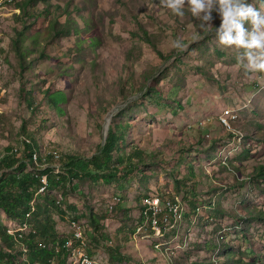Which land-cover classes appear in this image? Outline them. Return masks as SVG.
Returning <instances> with one entry per match:
<instances>
[{"label":"rangeland","instance_id":"rangeland-1","mask_svg":"<svg viewBox=\"0 0 264 264\" xmlns=\"http://www.w3.org/2000/svg\"><path fill=\"white\" fill-rule=\"evenodd\" d=\"M22 1L0 0V160L7 149L28 160L29 141L47 159L37 167L67 177L65 189L52 193L64 212L52 215L59 237L70 241V226L77 232L80 225L90 264H121L117 252L126 264H210L220 254L221 264H264V219H256L264 215V73L245 71L238 60L243 50L220 45L214 34L193 41L200 21L187 6L179 17L161 0H51L50 16L37 5L35 19L19 18ZM56 91L65 93L53 95L62 112L47 98ZM112 123L122 129L108 168L117 172L109 178L105 170L106 183L85 169L99 157ZM54 151L61 156L51 161ZM72 158L84 162L77 176L67 165ZM167 192L192 205L213 199L218 217L194 226L191 238L181 230L183 219L175 224L178 234L131 242L140 199ZM13 225L0 209V226ZM219 226L232 231L223 250L211 252L205 244ZM154 242L171 247L165 255L172 258L156 246L154 253ZM82 244H67L70 256L51 264H77Z\"/></svg>","mask_w":264,"mask_h":264},{"label":"trees","instance_id":"trees-1","mask_svg":"<svg viewBox=\"0 0 264 264\" xmlns=\"http://www.w3.org/2000/svg\"><path fill=\"white\" fill-rule=\"evenodd\" d=\"M48 4H51V0H23L21 3H18L16 5L15 9H18L22 13V15L19 18L23 16H33L35 19L36 17H39L41 15V13L36 14L37 11L35 8L37 5H42L44 7L42 11L45 12V15L47 17L50 16L49 8L46 6ZM52 23L54 25V28H58L60 25L57 19H54ZM71 31L72 30L68 29L64 32L70 34ZM15 50L19 55L20 49L18 43H16ZM55 93H64V91H56L53 93L48 92L47 98L53 107L57 108L60 112H62L63 109L58 108L59 103L55 98H53V95ZM31 101H32V97L31 95H29V102ZM117 129L119 130L122 129L120 123L118 124L112 123L109 125L107 129V136L105 142L100 148V153L98 155L99 157L92 159L94 161L92 162L90 161L91 163L88 162V164L92 168L89 167L88 165L86 167L87 169H85V172H89V174L93 173L92 176L96 180H99V178H101L106 183L110 182V180L107 179L108 178L107 175L104 174L105 170L111 171L110 174L108 175L109 178L115 177V172H117L116 167L112 169H108V168L109 165L112 163L113 153L117 149V142L120 139V135L117 134ZM230 134L232 137L233 136L232 131H230ZM236 140L237 139H235L234 141ZM244 140H245L244 141L245 144L246 139ZM24 143H26L25 157L28 160L19 159L16 155V151L15 150L9 151V149H7L8 153L6 154V156L0 160V209H2L5 212L8 218L11 221H13L14 224L13 227H7V228L4 226H0V264H51L54 260L62 261L63 263L67 258V256L68 257L70 256V251L67 250L66 248V244H67L66 239L60 238L59 235L57 234L55 230V222L52 219V215L54 214L53 212H55L61 216L63 215L64 212L59 207L60 202L56 200V198L54 197V195H52V193L60 189H65L68 180L64 174L59 175V173L54 172V169L51 167H47V168L37 167L34 161L35 155L39 156L38 162H43L46 161L47 159L42 157L41 151L40 149L37 148L35 143L29 141H25ZM56 153L58 157L55 155V153H53V156L52 155L49 156V159L51 161L52 159L60 158L61 155H59L58 152ZM228 153L231 154V151ZM75 160H79V159L72 158L69 161V163H67V165L70 168L71 173H74L75 176H77L75 170L79 171L82 165H84V162L81 165H79L74 163ZM221 165H223L224 168L228 169V166H226V164H221ZM229 168L233 169V171L234 170L237 171L238 173L240 172L239 168L236 165H232L231 163L229 164ZM45 176L48 178V182L47 185L45 186L46 188L44 193H40V189L43 187L41 180ZM259 179L264 180L263 168L260 169ZM239 181L240 182L239 183L237 182V184L243 185L245 181L251 182L252 179L247 178L244 179L243 181L241 180ZM160 195L166 196V198H171V199L172 196L174 198H178L176 197L175 192L173 193L167 192L166 194H160ZM149 196L150 195L148 194L147 197ZM182 198L183 201L180 198L179 199L186 207V213H187L186 215L187 223L184 226L183 230L190 229L189 227L192 225V223H194L198 209L204 208L198 213V225L200 224V222H206V224H210L211 222L214 221L215 217H218L219 208L217 201H213L212 199L208 204L203 203V205L200 206L198 205L199 203H197V205L195 204L192 205L191 203L188 202V200L185 197ZM39 199H42L41 203L39 202ZM173 200L175 201L176 199ZM141 201L142 199H140L139 208H138L140 211L142 209V203H143V202L141 203ZM111 204L115 205L117 204V202ZM111 204L110 206H112ZM116 206L117 205H115L114 207ZM187 207L189 210L187 209ZM205 209H209L211 212H207ZM259 215L260 216L256 218L257 220L264 219L263 214H259ZM144 216L146 220L147 215L144 214ZM140 218H141V213L139 215V219H138L139 221ZM240 218L243 219L247 217L240 216ZM104 219H106V217H104ZM169 219H170V213L166 214V221L168 223L166 224L165 232H170L172 229L170 228L169 225ZM69 222L70 223L76 222L77 224L78 223L80 224V222H77L76 219H72ZM89 222L96 229L97 219L93 215V213H90L89 215ZM243 223L244 222H240L239 226L234 227L233 229L237 230L236 232L240 233L244 225ZM214 224H212V226H214ZM79 227L81 226L79 225ZM83 227L85 230V223ZM136 227L137 225L133 227L132 235L130 236L131 242H133L132 237L134 238ZM9 230L13 231L15 234L14 233L9 234L8 233ZM191 230L190 233L192 234ZM223 230H226L227 232L224 235L220 236ZM231 231L232 229L228 227L221 228V226H219L217 229H212L211 239H209L208 242H206L205 246L208 247L211 250V252L223 250V245H225L226 240L228 239L227 236ZM77 232H80V230L77 229ZM70 235L72 237V230L70 232ZM181 238L184 239V236H182ZM204 241H206V239H204ZM81 242L84 243V251L88 253L87 245L83 240L79 241L78 244L81 245ZM150 249H152L154 253L156 252L152 246H150ZM220 255L216 259H213V256L211 255L210 264H221L220 262L223 259V257L220 258ZM116 256H118L119 259L122 260L123 263L121 264H126L125 263L126 258L125 259L124 257L122 258L120 254L118 255V252ZM174 257L176 256L174 255Z\"/></svg>","mask_w":264,"mask_h":264},{"label":"clouds","instance_id":"clouds-1","mask_svg":"<svg viewBox=\"0 0 264 264\" xmlns=\"http://www.w3.org/2000/svg\"><path fill=\"white\" fill-rule=\"evenodd\" d=\"M164 7L176 16L183 17L187 6L191 15L200 21L193 41L214 34L224 47L241 49L240 65L249 73H264V0H161ZM257 5H259L257 7ZM213 13L220 19L214 26ZM173 47L183 50L186 46L174 41Z\"/></svg>","mask_w":264,"mask_h":264},{"label":"bare ground","instance_id":"bare-ground-1","mask_svg":"<svg viewBox=\"0 0 264 264\" xmlns=\"http://www.w3.org/2000/svg\"><path fill=\"white\" fill-rule=\"evenodd\" d=\"M52 153H55V155L57 154L56 152H52ZM57 157H58V155H56ZM56 157V158H57ZM34 161H35V164H38V161H39V156L38 155H35V157H34ZM46 167V166H45ZM42 180H47V177L45 176V177H43V179ZM45 186H43L41 189H40V193H44V191H45ZM38 193V192H37ZM153 197H155V198H153ZM173 199H176L175 201L173 200V207H174V209L170 212V219H169V225H170V228H172L171 229V231L170 232H165V230H160V231H155V230H152L151 229V218H150V214H149V207H148V203H152V202H156V201H163V203L164 204H172V199L171 198H163L162 196H160V195H155V194H152V195H150L149 197H147V198H145L144 200H143V203H142V209H141V211H140V213H141V218H140V221L138 222V224H137V227H136V232H135V234H134V238H137V237H139L138 238V241H154V239H152V237L153 236H157L158 237V239L156 238V240H158V241H162V240H164V239H166V235H168L169 233H172V232H176L177 234L179 233V231H178V226H176L175 224H177L178 222H180V221H182L183 219V222H184V224L182 225V228H181V230L182 231H184V232H188V234H186V235H188L189 236V238H191V233H190V230L195 226H197L198 225V213L201 211V210H203V209H198L197 210V214H196V216H195V221H194V223H192V225L189 227L190 229H187V230H183L184 229V226L186 225V215H187V213H186V207L184 206V204L181 202V200L179 199V198H173ZM112 209V206H110L109 207V209ZM144 214H146L147 215V219L145 220V216H144ZM145 222H147L148 223V225H146L145 224ZM73 225L76 223V222H71ZM181 223V222H180ZM141 226H143L144 227V230L142 231V232H139L138 230H139V227H141ZM76 229H80V232H75L76 233V235H77V237H78V239L79 240H77V241H74V242H76V244H78V242L79 241H82L83 240V237H81L82 236V229H81V227H79V225H77V227H76ZM9 234H13V232H11V230H9V232H8ZM15 234V233H14ZM173 234V233H172ZM184 236V239H185V241L187 242V237H185V235H183ZM177 241V240H176ZM67 243V242H66ZM156 245H155V244ZM153 243V245H151V246H153V248L155 247V249H156V251H158V250H161L162 249V252H161V254H162V256H166L165 255V253H167V251H168V253H170L171 252V250H170V248L169 249H167V248H165L167 245L166 244H159L158 245V242H154ZM81 244H82V242H81ZM67 245V244H66ZM83 245V244H82ZM67 248V247H66ZM73 248V247H72ZM72 248H70V250L72 249ZM80 248V247H79ZM178 248H180L181 249V247H178ZM68 250V249H67ZM71 252V251H70ZM173 252H174V250H173ZM167 253V254H168ZM175 255V253L173 254V256ZM91 258L93 259V257H91V256H88L87 255V253L85 252V253H80V257L78 256V262H77V264H90V262H91ZM166 258H172V257H167L166 256ZM94 260V259H93Z\"/></svg>","mask_w":264,"mask_h":264},{"label":"built area","instance_id":"built-area-1","mask_svg":"<svg viewBox=\"0 0 264 264\" xmlns=\"http://www.w3.org/2000/svg\"><path fill=\"white\" fill-rule=\"evenodd\" d=\"M53 156V153L51 154ZM48 180H41L42 186L47 185ZM173 196H172V204H164L163 201H156L152 203H148L149 214L151 218V229L155 231L165 230L166 231V214L170 213L173 207ZM72 230V237L70 241H67V244H70L72 241L79 240L73 228L70 226ZM80 257V254H79Z\"/></svg>","mask_w":264,"mask_h":264}]
</instances>
